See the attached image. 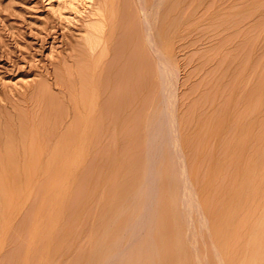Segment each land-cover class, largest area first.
I'll use <instances>...</instances> for the list:
<instances>
[{"label":"rangeland","instance_id":"374dc122","mask_svg":"<svg viewBox=\"0 0 264 264\" xmlns=\"http://www.w3.org/2000/svg\"><path fill=\"white\" fill-rule=\"evenodd\" d=\"M140 1L117 0L99 60L82 41L101 0H0V166L33 171L10 175L0 264H264V0Z\"/></svg>","mask_w":264,"mask_h":264},{"label":"bare ground","instance_id":"6f19581e","mask_svg":"<svg viewBox=\"0 0 264 264\" xmlns=\"http://www.w3.org/2000/svg\"><path fill=\"white\" fill-rule=\"evenodd\" d=\"M126 1H127V0H126ZM130 1H131V0H130ZM133 1H134V0H133ZM139 1H140V0H138V2H139ZM167 1H169V0H167ZM124 2H125V1H124ZM140 2H141V1H140ZM164 2H165V1H164ZM169 2H170V1H169ZM121 3H122V0H121ZM126 3H127V2H126ZM136 3H137V2H136ZM141 3H142V2H141ZM162 3H163V2H162ZM130 4H131V3H130ZM130 4H128V5H130ZM143 4H144V3H143ZM170 4H171V2H170ZM172 4H173V2H172ZM172 4H171V5H172ZM124 5H125V4H124ZM126 5H127V4H126ZM133 5H134V4H133ZM136 5H137V4H136ZM146 5H147V4L145 3V6H146ZM165 5H166V2H165ZM130 6H131V5H130ZM140 6H141V5H140ZM167 6H168V4H167ZM136 7H137V6H136ZM138 7H139V5H138ZM162 7H163V6H162ZM165 7H166V6H165ZM169 7H170V6H169ZM169 7H168V8H169ZM145 8H146V7H145ZM155 8H156V7H155ZM163 8H164V7H163ZM168 8H167V10H168ZM118 9H119V8H118V5H117V0H101V2H99V5L96 6V9L93 10V11H94L93 14L96 16V18H94L95 21L93 20L94 23L92 22L93 24H92V26H91V29H90V26H88V28L90 29V31H89V29H87V32L89 31V34H88L87 36H84V35H83V39H84L83 41H84V42L81 40L83 44H84V43L86 44V45H85V44H84V45H85L86 48H87L86 50L89 51V53H90V54L88 53L89 55L94 54V53L96 54V52H97V59H99L100 57L102 58L103 51L107 52V51L104 50V49L107 47L106 45H109V44L111 43V42H110L109 44H107V43L109 42V40H110V39H113V38H111V37H113L112 35L114 34V32H115V28L117 27V26L115 25V23H116V21L118 20V16H117V13H118L117 10H118ZM127 9H129V8H127ZM136 9H137V8H136ZM142 9H143V5H142ZM153 9H154V8H153ZM159 9H160V8H159ZM170 9H171V8H170ZM129 10H130V9H129ZM167 10H166V11H167ZM121 11H122V10H121ZM121 11H120V12H121ZM130 11H131V10H130ZM159 11H160V10H159ZM91 12H92V11H91ZM155 12H156V10H155ZM160 12H161V11H160ZM164 12H165V11L163 10V12H161V13H164ZM123 13H124V12H122V14H123ZM129 13H131V12H129ZM132 13H133V12H132ZM132 13H131V14H132ZM166 13H167V12H166ZM166 13H165V15H166ZM93 14L91 13V15H93ZM122 14L120 15V17L123 16ZM126 14H128V13H126ZM138 14H139V16H140V13H138ZM170 14H171V13H170ZM136 15H137V14H136ZM127 16H128V15H127ZM130 16H131V15H130ZM132 16H133V15H132ZM155 16H156V15H155ZM155 16H154V17H155ZM160 16H161V15H160ZM160 16H159V18H160ZM163 16H164V15H163ZM93 17H94V16H93ZM123 17H125V16H123ZM123 17H122V18H123ZM154 17H153V18H154ZM165 17H166V16H165ZM122 18H121V19H122ZM132 18L136 19L135 16L132 17ZM132 18H131V19H132ZM163 19H164V17H163ZM122 20H123V19H122ZM127 20H128V18H127ZM127 20L124 19L123 21L126 22ZM137 20H138V19H137ZM137 20H135V21H137ZM155 20H156V19H155ZM123 21H121V22H123ZM130 21H131V20H130ZM135 21H134V22H135ZM159 21H160L159 24H162V23L164 22V21H163V22L161 23V19H159ZM169 21H170V20H169ZM169 21H168V22H169ZM118 22H119V21H117V24H118ZM132 22H133V20H132ZM152 22H154V21H152ZM127 23H129V22H126L125 24H127ZM137 23H138V22H137ZM119 24H120V23H119ZM125 24H124V25H125ZM129 24H130V23H129ZM138 24H139V23H138ZM166 24H167V23H166ZM166 24H165V25H166ZM168 24H169V23H168ZM169 25H170V24H169ZM132 26H133V25H132ZM136 26H137V25H136ZM136 26H135V27H136ZM138 26H139V25H138ZM153 26H154V25H153ZM160 26H161V25H160ZM120 27H121V24H120ZM122 27H123V24H122ZM133 27H134V26H133ZM136 28H137V27H136ZM162 28H163V27H162ZM162 28H161V29H162ZM164 28H165V27H164ZM119 29H120V28H119ZM119 29L116 28V30H118V31H119ZM123 29H124V28H123ZM123 29L121 28V30H123ZM129 29H130V28H129ZM129 29H128V30H129ZM138 29H139V28H138ZM155 29H156V28H155ZM165 29H168V28H165ZM126 31H127V30H124L125 33H126ZM164 31H166V30H164ZM164 31H163V32L161 31V32H162V33H165ZM124 32H123V35L125 34ZM130 32H131V31H130ZM141 32H142V31H141ZM167 32H168V31H167ZM139 33H140V31H139ZM153 33H154V31H153ZM115 34H116V32H115ZM130 34H131V33H129V35H130ZM132 34H134V33H132ZM140 34H141V33H140ZM140 34H139V35H140ZM169 34H170V31H169ZM85 35H86V34H85ZM119 35H120V33H119ZM139 35H138V36H139ZM160 35H161V34H160ZM132 36H133V35H132ZM163 36H164V35H163ZM84 37H85V38H84ZM115 37H117V36L114 35V38H115ZM120 37H121V36H120ZM126 37H127V35H126ZM134 37H135V34H134ZM140 37H141V36H140ZM118 38H119V37H118ZM122 38H123V37H122ZM162 38H163V37H162ZM165 38H166V37H165ZM81 39H82V38H81ZM126 39H127V38H126ZM126 39H125V40H126ZM115 40H116V39H115ZM136 40H137V39H136ZM117 41H118V40H117ZM137 41H138V40H137ZM113 42H114V41H113ZM119 42H120V41H119ZM157 42H159V41H157ZM157 42H156V43H157ZM164 42H167V41H164ZM122 43H123V42H122ZM134 43H135V42H134ZM124 44H125V43H124ZM157 44H158V43H157ZM162 44H163V43H162ZM112 45H113V44H112ZM116 45H117V44H116ZM126 45H127V44H126ZM129 45H130V44H129ZM165 45H166V44H165ZM81 46H82V45H81ZM81 46H80L79 48H81V50H82V49H83V48H82L83 46H82V47H81ZM109 46H110V45H109ZM114 46H115V45H114ZM119 46H120V44L118 45V47H119ZM122 46H123V45H122ZM127 46H128V45H127ZM137 46H138V45H137ZM167 46H168V45H167ZM167 46H166V47H167ZM98 47L101 48V49H99V51L96 50ZM128 47H129V46H128ZM169 47H170V46H169ZM111 48H112V47H111ZM122 48H123V47H122ZM133 48H134V47H133ZM133 48H132V49H133ZM119 49H121V48H119ZM119 49H118V50H119ZM129 49H130V48H129ZM134 49H135V48H134ZM134 49H133V50H134ZM144 49H145V48H144ZM125 50H126V49H125ZM138 50H139V49H136V51H138ZM162 50H163V49H162ZM112 51H113V50H112ZM112 51H111V52H112ZM130 51H131V50H130ZM70 52H71V51H70ZM85 52L87 53V51H85ZM132 52H134V51H132ZM132 52H131V53H132ZM139 52H140V50H139ZM166 52H167V51H166ZM112 53H114V52H112ZM123 53H124V52H123ZM129 53H130V52H129ZM129 53L127 54V56H128V55H131V54H129ZM136 53H137V52H136ZM140 53H141V52H140ZM140 53H138V54H140ZM68 54H72V53H68ZM73 54L75 55V54H77V53H73ZM132 54H133V53H132ZM134 54H135V52H134ZM167 54H169V52H168ZM77 55H78V54H77ZM111 55H112V54H111ZM140 55H141V54H140ZM142 55H143V53H142ZM142 55H141V56H142ZM71 56H72V55H71ZM79 56H80V55H79ZM83 56H84V55H83ZM85 56H86V54H85ZM92 56H93V55H92ZM92 56H91V57H92ZM138 56H139V55H138ZM69 57H70V56H69ZM130 57H131V56H130ZM133 57H134V56H133ZM147 57H148V55H147ZM166 57H167V56H166ZM73 58H74V57H73ZM119 58H120V57H119ZM125 58H126V57H125ZM142 58H143V57H142ZM142 58H139V61H140V60L142 61ZM150 58H151V56H150ZM164 58H165V57H164ZM69 59L71 60V58H69ZM93 59H94V58H93ZM103 59H104V57H103ZM106 59H107V58H106ZM123 59H124V57H123ZM131 59H132V58H131ZM151 59H152V58H151ZM72 60H73V59H72ZM86 60H88V58H87ZM99 60H100V59H99ZM101 60H102V59H101ZM133 60H135V59H133ZM144 60H146V59H144ZM149 60H150V59H149ZM88 61H89V60H88ZM91 61H92V59H91ZM91 61H90V62H91ZM96 61H97V60H96ZM96 61H95V63H96ZM116 61H118V59H117ZM119 61H120V60H119ZM119 61H118V63H119ZM125 61H126V59H125ZM128 61H129V60H128ZM128 61H127V62H128ZM141 61H140V62H141ZM166 61H167V60H166ZM78 62H79V61H78ZM84 62H85V60H84ZM84 62H83V63H84ZM86 62H87V61H86ZM120 62H121V61H120ZM140 62H139V67H140ZM149 62H150V61H149ZM151 62H153V61H151ZM168 62H169V61H168ZM83 63H82V64H83ZM95 63H94V60H93V63H91V64L94 65ZM113 63H114V62H113ZM74 64H75V61H74ZM89 64H90V63H89ZM96 64H97V63H96ZM70 65H71V64H70ZM76 65H77V64H76ZM93 65H92V66H93ZM115 65H116V64H115ZM120 65H122V64H120ZM124 65H125V64H124ZM127 65H128V64H127ZM135 65L137 66V64H135ZM135 65H134V66H135ZM151 65H153V64H151ZM80 66H81V65H80ZM83 66L86 67L87 65L85 64V65H83ZM94 66L96 67V65H94ZM97 66H98V65H97ZM106 66H108V65H105V67H106ZM136 66H135V67H136ZM141 66L144 67V65H141ZM145 66H146V65H145ZM65 67H66V66H65ZM68 67H69V66H68ZM73 67H74V66H72V69H73V70H76V69H74L75 67H74V68H73ZM95 67H93V68H95ZM100 67H101V66H100ZM109 67H110V66H109ZM118 67H119V65H118ZM70 68H71V67H70ZM80 68H81V67H80ZM80 68H79V70H80ZM103 68H104V67H103ZM132 68H133V67H132ZM147 68H148V66H147ZM63 69H64V68H63ZM83 69H84V67H83ZM83 69H82V70H83ZM141 69H143V68H141ZM145 69H146V68H144L143 70L145 71ZM64 70H65V69H64ZM64 70H63V71H64ZM70 70H71V69H70ZM70 70H69V71L66 70V71H68V72L72 75V73H71ZM86 70H87V69H86ZM86 70H85L84 72H86ZM94 70L96 71L97 69H93V70H91V71H92V73L90 72V73H91V77L94 76ZM104 70H106V69H104ZM120 70H121V69H120ZM120 70H118V71L121 72ZM146 70H148V69H146ZM63 71H62V72H63ZM66 71H65V72H66ZM89 71H90V70H89ZM89 71H88V73H89ZM98 71H99V70H98ZM108 71H109V68H108ZM131 71H132V69H131ZM60 72H61V71H60ZM74 72H75V71H74ZM96 72H97V71H96ZM99 72H100V71H99ZM99 72H97V73H99ZM101 72H102V70H101ZM101 72H100L99 75H101ZM125 72H126V71H124V73H125ZM149 72H150V71H149ZM88 73H87V74H88ZM97 73H96V74H97ZM103 73H104V72H103ZM107 73H108V72H107ZM130 73H131V72H130ZM117 74H118V73H117ZM120 74H121V73H120ZM120 74H119V75H120ZM62 75H63V74H62ZM62 75H61V76H62ZM66 75H67V73H66ZM66 75H65V77H68V76H69V75H67V76H66ZM71 75H70V76H71ZM97 75H98V74H97ZM97 75H96V76H97ZM113 75H114V74H113ZM115 75H116V74H115ZM122 75H123V74H122ZM150 75H152V74H150ZM75 76H76V73H75ZM81 76H82V74H81ZM107 76H108V74H107ZM128 76H129V75H128ZM140 76H141V75H140ZM152 76H153V75H152ZM58 77H59V76L57 75V80L61 78V77H59V78H58ZM78 77H79V75H78ZM85 77H86V79L89 80V81L92 80V79H88L87 76H85ZM88 77L91 78L90 76H88ZM101 77H103V76H101ZM112 77H113V76H112ZM121 77H122V76H120V78H121ZM68 78H70V77H68ZM76 78H77V77H76ZM106 78H107V77H106ZM106 78H104V79H106ZM108 78H110V77H108ZM113 78H114V77H113ZM123 78H124V75H123ZM130 78H131V76H130ZM151 78H153V77H151ZM66 79H67V78H66ZM72 79H73V78H72ZM78 79H80V77L77 78V80H78ZM95 79H96V78L94 77V80H95ZM114 79H116V77H115ZM140 79H141V78H140ZM57 80H56V81H57ZM62 80H63V78H62ZM73 80H74V79H73ZM94 80H93V84L95 83ZM131 80H132V78H131ZM151 80H152V79H151ZM64 81H67V82H68V80H65V78H64ZM95 81L97 82L98 80L96 79ZM105 81H106V80H105ZM113 81H114V80H113ZM119 81H120V80H119ZM148 81H149V83H150V80H147V82H148ZM58 82H60V80H59ZM58 82H57V83H58ZM61 82H62V81H61ZM61 82H60V83H61ZM79 82H80V83H79ZM79 82H78L79 85H81V84L83 83V82H81L80 80H79ZM102 82H103V81H102ZM106 82H107V81H106ZM109 82H110V81H109ZM69 83H70V82H69ZM90 83H91V82H90ZM90 83H89V84H90ZM97 83H98V82H97ZM112 83L115 84L114 82H112ZM136 83H137V82H136ZM152 83L154 84L155 82L152 81ZM67 84H68V83H67ZM67 84H66V85H67ZM72 84H73V83H72ZM74 84H75V83H74ZM86 84H87V83H84V85L82 84V86H85ZM93 84H92V85H93ZM104 84H105V83H104ZM104 84H103V86H104ZM108 84H109V83H108ZM117 84H118V83H117ZM122 84H123V83H122ZM145 84H146V83H145ZM40 85H41V84H40ZM40 85H39V86H40ZM42 85H43V84H42ZM42 85H41V86H42ZM62 85H63V83H62ZM64 85H65V82H64ZM79 85L76 86V87H79ZM97 85H98V84H97ZM119 85H120V84H119ZM151 85H152V84H151ZM151 85H150V86H151ZM69 86H71V85H68V90H69V88H70ZM82 86H81V87H82ZM87 86H88V84H87L85 87H87ZM94 86H95V88H94ZM98 86H99V85H98ZM98 86H96L95 84H94L93 86H88V89H89L90 87H91V89H89V90L87 89L86 91H87V92H88V91H89V92H90V91H91V92H95V91H97V90H96V87H98ZM116 86H117V85H116ZM123 86H124V85H123ZM144 86H145V85H144ZM148 86H149V85H148ZM152 86H153V85H152ZM42 87H43V86H42ZM66 87H67V86H66ZM66 87H65V88H66ZM74 87H75V86H74ZM101 87H102V86H101ZM106 87H107V86H106ZM110 87H114V86L111 85ZM118 87H119V86H118ZM121 87H122V86H121ZM139 87H140V86H139ZM37 88H38V85H37V87L35 86V89H37ZM82 88H83V87H82ZM98 88H99V87H98ZM104 88H105V87H104ZM130 88H131V87H130ZM77 89H79V88H77ZM120 89L123 90L124 88L122 87V88H120ZM146 89H147V90H146ZM146 89H145L146 92L149 91V90H148L149 88H146ZM60 90L63 91L62 88H61ZM74 90H75V89H74ZM126 90H127V89H126ZM34 91H36V90H34ZM34 91H33V93H34ZM38 91H39V89H38ZM45 91H46V90H45ZM70 91H71V89H70ZM83 91H84V89H83ZM86 91H84V92H86ZM102 91H103V88H102ZM137 91H138V90H137ZM137 91H136V92H137ZM77 92H78V91H77ZM84 92H83V95L86 96L85 98H84V96L82 97V95H81V96H80V95H77V97H78V96L81 97L82 101H81V100H80V101H81L82 103H83V100H85V102H84L83 104H84V106H88V102H89V101L87 100V104H85V103H86L87 95H85ZM91 92H90V93H91ZM119 92H120V91H119ZM138 92H139V91H138ZM146 92H145V93H146ZM35 93H37V91H36ZM95 93H96V92H95ZM37 94H39V92H38ZM41 94H43V92H42ZM45 94H46V93H45ZM86 94H88V93H86ZM98 94H99V93H98ZM118 94H119V93H118ZM124 94H125V93H124ZM47 95H48V94H47ZM75 95H76V94H75ZM91 95H92V94H91ZM94 95H95V94H94ZM94 95H93V98H95ZM100 95H101V93H100ZM114 95H115V94H114ZM125 95H126V94H125ZM138 95H140V94H138ZM31 96H32V95H31ZM36 96H37V95H35L34 97H36ZM64 96H65V95H64ZM89 96H90V95H89ZM116 96H117V95H116ZM150 96H151V95H150ZM34 97H33V98H34ZM39 97H40V95H39ZM39 97L37 96V98H39ZM44 97H45V96H44ZM51 97H52V96H51ZM96 97H98V98H95L96 100L99 99V96H96ZM114 97H115V96H114ZM119 97H120V96H119ZM119 97H118V98H119ZM126 97H127V95H126ZM126 97H125V98H126ZM131 97H132V96H131ZM52 98H53V97H52ZM78 98H79V97H78ZM110 98H111V97H110ZM122 98H123V97H122ZM139 98H141V96H140ZM151 98H152V97H150L148 101H150ZM47 99H49V98H47ZM65 99H67V97H66ZM87 99H88V98H87ZM152 99H153V98H152ZM38 100H39V99H38ZM38 100H37V101H38ZM72 100H73V99H71L70 101L72 102ZM77 100H78V99H77ZM89 100H90V107H92V106H91V102L94 103V102L92 101L93 99L90 97ZM118 100H119V99H118ZM35 101H36V100H35ZM49 101H50V100H49ZM51 101H53V100H51ZM54 101H55V100H54ZM78 101H79V100H78ZM80 101L78 102V104L80 105V108H81V102H80ZM111 101L113 102V101H115V99H114V100H111ZM111 101H110V102H111ZM121 101H122V100H119V102H121ZM128 101H129V98H128ZM39 102H40V101H39ZM41 102H42V101H41ZM107 102H108V101H107ZM116 102H117V101H116ZM116 102H115V103H116ZM151 102H152V101H151ZM48 103H49V102H48ZM44 104H45V103H44ZM50 104H51V103H50ZM54 104H55V103L53 102V105H52V106H54ZM55 105H56V104H55ZM70 105H71V104H70ZM72 105H73V103H72ZM47 106H48V104H47ZM98 106H99V105H98ZM48 107H49V106H48ZM77 107H78V106H77ZM82 107H83V106H82ZM88 107H89V106H88ZM88 107H86V109H88ZM93 107H94V106H93ZM74 108H76V106H75ZM78 108H79V107H78ZM80 108H79V109H80ZM49 109H50V107H49ZM49 109H48V110H49ZM86 109H85V111L87 112L89 109H88V110H86ZM48 110H47V113H49ZM52 110H53V109H52ZM80 110H81V109H80ZM83 110H84V109H83ZM83 110H82V111H83ZM45 111H46V110H45ZM75 111H79V110L75 109ZM82 111H81V112H82ZM89 111H91L90 113L92 114V112H93L92 109H90ZM94 111H95V110H94ZM53 112H54V111H53ZM79 112H80V111H79ZM81 112H80V113H81ZM98 112H99V111H98ZM50 113H51V112H50ZM84 113H85V112H84ZM77 114H79V113H77ZM93 114H94V113H93ZM75 115H76V114H75ZM84 115H85V114H84ZM87 115H88V114H87ZM87 115H86V117H88ZM89 115H90V114H89ZM47 116H48V115H47ZM94 116H95V115H94ZM96 116H97V114H96ZM99 117H100V116H99ZM99 117H98V118H99ZM79 118H80V117H79ZM89 118H90V116L88 117V119H89ZM76 119H77V117H76ZM80 119H81V118H80ZM74 120H75V119H74ZM86 120H87V118L84 120V122L89 121V120H87V121H86ZM91 120H92V119H91ZM91 120H90V122H91ZM95 120H96V118H95ZM92 121H93V120H92ZM97 121H98V119H97ZM97 121H96V122H97ZM74 122H76V120H75ZM80 122H81V121H80ZM94 122H95V121H94ZM96 122H95V123H96ZM30 123H31V121H30ZM37 123H38V122H37ZM39 123H40V122H39ZM41 123H42V122H41ZM82 123H83V122H82ZM91 123H92V122H91ZM91 123H88V124H91ZM33 124H34V123H33ZM33 124H31V125H33ZM35 124H36V123H35ZM76 124H78V122H77ZM79 125H81V124H79ZM79 125H78V126H79ZM95 125H96V124H95ZM22 126H23V123H22L21 127H22ZM35 126H36V125H35ZM38 126H39V125H38ZM75 126H76V125H75ZM78 126H77V127H78ZM84 126H85V125H84ZM84 126L82 125V128H83ZM32 127H33V126H32ZM40 127H42V126H40ZM86 127H87V126H86ZM30 128H31V127H30ZM75 128H76V127H75ZM1 129H2V128H1ZM3 129H4V128H3ZM24 129H25V128H24ZM24 129H21V130H24ZM36 129H37V127H36ZM78 129L81 130V127L78 128ZM84 129H87V128H84ZM19 130H20V128H19ZM21 130H20V131H21ZM31 130L33 131V128H31ZM37 130H38V129H37ZM37 130H36V131H37ZM41 130H42V129H41ZM68 130H70V129H68ZM68 130H67V132H68ZM72 130H73V129H72ZM91 130H93V129H91ZM0 131H1V130H0ZM6 131H7V130H6ZM25 131H26V130H25ZM29 131H30V130H29ZM32 131H31V133H32ZM38 131H39V130H38ZM53 131H55V130H53ZM74 131H76V129H74ZM8 132H9V131H8ZM43 132H44V131H43ZM51 132H52V131H51ZM65 132H66V131H65ZM65 132H64V135L67 133V132H66V133H65ZM70 132H71V131H70ZM70 132H69V133H70ZM76 132H77V131H76ZM85 132H86V131H85ZM22 133H23V132H22ZM36 133L38 134V132H36ZM36 133H35V134H36ZM41 133H42V132H41ZM45 133H47V132H45ZM48 133H49V132H48ZM54 133H55V132H54ZM72 133H73V132H71V134H72ZM74 133H75V132H74ZM83 133H84V132H82V134H83ZM87 133H88V132H87ZM0 134H1V133H0ZM4 134H6V133L4 132ZM23 134H24V133H23ZM33 134H34V133H33ZM37 134H36V135H37ZM57 134H58V133H57ZM77 134L80 135L81 133H79V131H78ZM77 134H75V135H77ZM82 134H81V135H82ZM89 134H91V133H89ZM16 135H17V134H16ZM21 135H22V134H21ZM28 135H29V134H28ZM30 135H31V134H30ZM44 135H45V134H44ZM44 135H43V136H44ZM53 135H54V134H53ZM53 135L51 134L52 137H53ZM59 135H60V134H59ZM61 135H62V133H61ZM68 135H69V134H68ZM79 135H77L76 137L78 138ZM83 135H84V134H83ZM5 136H6V135H5ZM31 136H32V135H31ZM41 136H42V135H41ZM69 136H71V135H69ZM69 136H67V137H69ZM72 136H73V134H72ZM7 137H8V136H7ZM7 137H6V138H7ZM11 137H12V136H11ZM15 137H16V136H15ZM28 137H29V136H28ZM28 137H27V138H28ZM39 137H40V135H39ZM48 137H49V136H48ZM56 137H57V136H56ZM61 137H62V136H61ZM13 138H14V137H13ZM16 138H17V137H16ZM23 138H25V137H22V138H21L22 141L24 140ZM29 138H30V137H29ZM57 138H59V136H58ZM65 138H66V135H65ZM69 138H70V137H69ZM69 138H67V139L69 140ZM79 138H80V137H79ZM82 138H83V137H82ZM8 139H9V138H8ZM32 139H34V138L31 137V140H32ZM41 139H42V137H41ZM61 139H62V138H61ZM67 139H64V140H67ZM12 140H13V139H12ZM12 140H11V141H12ZM26 140H27V139H26ZM29 140H30V139H29ZM54 140H55V139H54ZM32 141H33V140H32ZM35 141L37 142L36 139L34 140V142H35ZM41 141H42V140H40V142H41ZM44 141H45V139H44ZM44 141H43V142H44ZM46 141H47V140H46ZM71 141H72V140H71ZM79 141H80V140H79ZM18 142H19V141H18ZM48 142H49V141H48ZM56 142H58V141H56ZM62 142H64V141L62 140ZM10 143H11V142H10ZM15 143H16V142H15ZM19 143H20V142H19ZM19 143H17V144H19ZM24 143H25V142H24ZM27 143L29 144V142H27ZM54 143H55V142H54ZM59 143H60V142H59ZM68 143H69V142H68ZM72 143H73V141H72ZM76 143H77V142H76ZM76 143H75V144H76ZM7 144H8V143H7ZM22 144H23V142H22ZM46 144H47V143H46ZM48 144H49V143H48ZM63 144L66 145L67 143L64 142ZM63 144H59V145H63ZM69 144H70V143H69ZM78 144H79V143H78ZM12 145H13V143L11 144V146H12ZM26 145H27V144H26ZM33 145H35V144H33ZM40 145H42V144H40ZM57 145H58V144H57ZM57 145H56V146H57ZM65 145H63V146H65ZM67 145H68V144H67ZM70 145H71V144H70ZM17 146H18V145H17ZM35 146H36V145H35ZM8 147H9V146H8ZM33 147H34V146H32V149H33ZM39 147H40V146H39ZM39 147H38L36 150H38V151L40 152ZM61 147H62V146H61ZM73 147H75V146H73ZM9 148H10V147H9ZM12 148H13V147H12ZM12 148H11V149H12ZM15 148H16V147H15ZM22 148H23V147H22ZM41 148L43 149V147H41ZM47 148H48V147H47ZM52 148L54 149V148H56V147H52ZM52 148H49V149H51V153H52V150H53ZM63 148H64V147H63ZM66 148H67V149H66ZM66 148H64V149H65V150H68L69 147H66ZM83 148H84V147H83ZM83 148H82V150H83ZM42 149H41V150H42ZM74 149H75V148H74ZM76 149H77V145H76ZM24 150H25V149H24ZM28 150H31V149H27V153H29ZM34 150H35V149H33V151H34ZM36 150H35V151H36ZM47 150H48V149H47ZM56 150H57V149H56ZM58 150H59V149H58ZM58 150H57V151H58ZM12 151H13V150H12ZM35 151H34V153H35ZM57 151H55V152L53 151V155H54V153L56 154ZM60 151H61V153H62L63 149H62V150L60 149ZM72 151H75V150H71V152H72ZM78 151L80 152V150H78ZM0 152H1V150H0ZM39 152H38L37 155H41V153L39 154ZM48 152H49V151H47V155L49 156V153H48ZM58 152H59V151H58ZM3 153H4V152H3ZM3 153H1V154H3ZM6 153H7V152H6ZM9 153H11V152H9ZM13 153H14V151H13ZM31 153H32V152H31ZM34 153H32V154H33V155H36V154H34ZM59 153H60V152H59ZM59 153H57V154H59ZM61 153H60V155H61ZM68 153H69V152H68ZM68 153H66V154H68ZM57 154H56V155H57ZM75 154H76V153H75ZM7 155H8V154H7ZM33 155H32V156H33ZM47 155H46V156H47ZM50 155H51V154H50ZM53 155H52V156H53ZM62 155H63V154H62ZM2 156H3V155H2ZM8 156H10V154H9ZM28 156H30V155H28ZM32 156H31V157H32ZM43 156H44V155H43ZM52 156H51V158H53ZM74 156H75V155H74ZM11 157H12V155H11ZM17 157H19V156H17ZM33 157H36V156H33ZM37 157H38V156H37ZM66 157H69V154H68V156H66ZM75 157H76V156H75ZM6 158H8V157H6ZM6 158H5V159H6ZM9 158H10V157H9ZM47 158H48V157H47ZM54 158H55V157H54ZM59 158H60V157H59ZM70 158H74V157H72V155H70ZM13 159H15V158H14V154H13ZM13 159H11V161H12ZM31 159H32V158H31ZM35 159H36V158H35ZM37 159H40V156H39V158H37ZM37 159H36V160H37ZM41 159H42V158H41ZM49 159H50V156H49ZM55 159L58 160L57 157H56ZM55 159H54V160H55ZM2 160H3V159H1V161H2ZM20 160H21V159H20ZM33 160H34V159H33ZM33 160H32V162H33ZM44 160H46V157L44 158ZM65 160H66V159H64V160L62 161V163H63ZM68 160H69V159H68ZM68 160H66V161H68ZM76 160H77V159H76ZM6 161L9 162L10 159H9V160H6ZM18 161H19V159H18ZM18 161H17V163H18ZM30 161H31V160H30ZM30 161H29V163H32V162H30ZM48 161H49V160H48ZM3 162H5V160H3ZM7 162H5V163H6L5 166H4V165H3V166H2V165L0 166V168H3V169H2V173H1L2 176L0 175V176H1V181H2V183H0V206H1V205H2V206H7V204L10 202V201H9V200H10V196H11V195H10V186H11V185H10V184H11L10 179H12V178L14 179V177H12V176H11V178H10V175H14V176H15V175L17 174V171H18V170L16 171V174H15V172H14V174H12V173L10 172V168H12V165H14V163L12 164V163L10 162V163L12 164L11 167H10V164H9V163L7 164ZM14 162H15V161H14ZM36 162H37V161H36ZM36 162H35V160H34V163H36ZM40 162H41V161H40ZM49 162H50V163H48V164L50 165V164H51V160H50ZM53 162H56V161H53ZM74 162H75V160H74ZM76 162H77V161H76ZM17 163H15V164L17 165ZM44 163H45V162H44ZM46 163H47V162H46ZM46 163H45V164H46ZM58 163H59V164H57V163L55 164V163H54V166L57 165V166L60 167V166L62 165V164L60 165V161H59ZM67 163H68V162H67ZM0 164H1V163H0ZM2 164H4V163H2ZM21 164H22V163H21ZM24 164H26V163H24ZM39 164H40V163H39V161H38V165H39ZM41 164H42V163H41ZM52 164H53V163H52ZM52 164H51L49 167H52ZM16 165H14V166H16ZM22 165H23V164H22ZM22 165H21V166H22ZM27 165H28V164H27ZM27 165H26V166H27ZM14 166H13V168H14ZM19 166H20V165H19ZM33 166H34V165H33ZM40 166H41V165H40ZM40 166H38V167H40ZM66 166H67V165H66ZM70 166H71V165H70ZM16 167H17V166H16ZM16 167H15V168H16ZM30 167H31V165H30ZM30 167L28 166L29 169H30ZM38 167H37V164H36V168H37L36 170H38ZM43 167H44V165L42 166V168H43ZM45 167H46V165H45ZM49 167L47 166L46 168L49 169ZM68 167H69V166H68ZM13 168H12V169H13ZM15 168H14V171L16 170ZM18 168H19V167H18ZM23 168H25V166H24ZM40 168H41V167H40ZM60 168H61V167H60ZM21 169H22V168H21ZM21 169L19 168V171H20V172L22 171ZM47 169H46V170H47ZM50 169H51V170H50ZM50 169H49V170L53 173V172H54L53 169H55V168H50ZM23 170H24V169H23ZM25 170H27V168H26ZM32 170H34V169H32ZM32 170H31V171H32ZM41 170H42V169H40V171H41ZM58 170H59V169H58ZM60 170H62V168H61ZM66 170H67V169H66ZM27 171H28V170H27ZM31 171H30V172H31ZM38 171H39V170H38ZM38 171H36V172H38ZM42 171H43V170H42ZM0 172H1V171H0ZM20 172H18V174H19ZM32 172H33V171H32ZM32 172H31V173H32ZM43 172H44V171H43ZM43 172H42V175H43ZM57 172H58V171H57ZM57 172H54V173L56 174ZM10 173H11V174H10ZM31 173H30V174H31ZM34 173H35V172H34ZM52 173H50L49 175H51ZM69 173H70V171H69ZM23 174H24V173H23ZM23 174H21V176L26 178V176H23ZM26 174H27V173H26ZM26 174H24V175H26ZM30 174H29V175H30ZM32 174H33V173H32ZM32 174L30 175V177H32ZM39 174H40V173H39ZM55 174H54V175H55ZM59 174H60V172L58 173V175H59ZM61 174H62V172H61ZM61 174H60V175H61ZM27 175H28V174H27ZM29 175H28V176H29ZM47 175H48V174H47ZM47 175H46V176H47ZM49 175H48V176H49ZM65 175H66V174H65ZM67 175H68V173H67ZM16 176H20V175H16ZM16 176H15V179L17 178V180H19L18 177H16ZM21 176H20V177H21ZM28 176H27V177H28ZM33 176H34V175H33ZM38 176H39V175H38ZM48 176H47V177H48ZM52 176H53V175H52ZM52 176H51V177H52ZM56 176H57V175H56ZM63 176H64V175H63ZM35 177H36V176H35ZM39 177H40V176H39ZM39 177H37V178H39ZM43 177H44V176H43ZM51 177H50V178H51ZM59 177H61V176H59ZM65 177H66V176H65ZM32 178H33V177H32ZM67 178H68V176H67ZM26 179H27V178H26ZM29 179H30V178H29ZM43 179H44V178H43ZM52 179H53V178H52ZM62 179H64V178H62ZM65 179H66V178H65ZM27 180H28V179H27ZM30 180H31V179H30ZM44 180H45V179H44ZM53 180H54V179H53ZM1 181H0V182H1ZM40 181L42 182L41 179H40ZM46 181H49L48 178L46 179ZM59 181H60V180H59ZM61 181H62V180H61ZM15 182H17V181H15ZM15 182H14V180H13L12 183H15ZM21 182H22V181H21ZM33 182H34V181H33ZM51 182H52V180H51ZM51 182H50V183H51ZM44 183H46V182H44ZM44 183H43V184H44ZM53 183H57V182L54 181ZM16 184H17V183H15L14 187L17 186ZM28 184H30V183H28ZM32 184H33V183H31V185H32ZM60 184H61V183H60ZM19 185H20V184H19ZM22 185H23V184H22ZM57 185H58V183H57ZM57 185H56V186H57ZM20 186H21V185H20ZM42 186H43V185H42ZM46 186H47V189H49L48 186H50V185H48V184L45 185V188H46ZM56 186H55L54 188H56ZM59 186H61V185H59ZM59 186H58V187H59ZM62 186H63V185H62ZM62 186L59 188L61 191H62ZM12 187H13V185H12ZM14 187H13V189H14ZM18 187H19V186H18ZM29 187H30V185H29ZM40 187H41V186H40ZM50 187H51V186H50ZM58 187H57V188H58ZM15 188H16V190H17V187H15ZM21 188H22V186H21ZM25 188H26V187H25ZM57 188H56V189H57ZM11 189H12V188H11ZM13 189H12L11 191L14 192L15 190H13ZM19 190H20V189H18V191H19ZM24 190H25V189H24ZM41 190H43V189H41ZM49 190H50V189H49ZM49 190H48V192H49ZM20 191H21V190H20ZM51 191H52V189H51ZM51 191H50V192H51ZM61 191H59V190L57 191V190H56L55 192H57V193L60 192V194H61ZM63 191H64V190H63ZM13 192H11V193H13ZM39 192H41V191H39ZM42 192H43V191H42ZM42 192H41V193H42ZM53 192H54V190H53ZM14 193H15V192H14ZM14 193H13V194H14ZM18 193H19V192H18ZM16 194H17V192H16ZM20 194H21V193H20ZM52 194H53V193H52ZM54 194H55V193H54ZM63 194H64V193H63ZM14 195H15V194H14ZM14 195H13V196H14ZM39 196H40V195H39ZM52 196H53V195H52ZM56 196H57V195H56ZM40 197H41V196H40ZM53 197H54V202H55V204L53 203V205H51L52 207H53L54 205H58L57 203L59 202V201H58V202L56 203L57 199H56V201H55V198H56V197H55V196H53ZM57 198H58V197H57ZM64 198H65V197H64ZM47 199H48V197H47ZM59 199H60V198H59ZM59 199H58V200H59ZM13 201H14V200H13ZM40 201H41V199H40ZM47 201H48V200H47ZM61 201H63V200H61ZM45 202H46V200H45ZM12 203H13V202H12ZM47 203H48V202H47ZM61 203H63V202H61ZM2 206H1V207H2ZM51 206H50V208H51ZM7 207H8V208H7V210H8L9 207H10V205H8ZM3 208H4V207H3ZM54 208H55V207H54ZM1 209H2V208H0V210H1ZM5 209H6V207H5ZM5 209H4V210H5ZM7 210H6V211H7ZM1 211H2V210H1ZM1 211H0V212H1ZM8 212H10V211H8ZM3 213H4V212H3ZM47 213H48V212H46V214H47ZM49 213H50V210H49ZM169 213H170V211H169ZM169 213H168V214H169ZM50 214H51V213H50ZM44 215H45V214H44ZM166 215H167V213H166ZM169 215H170V214H169ZM7 216H9V215H7ZM46 216H47V215H46ZM48 216H49V215H48ZM53 216H54V213H53ZM51 217H52V216H51ZM54 217H55V216H54ZM43 219H44V218H43ZM52 219H53V217H52ZM0 220H1V219H0ZM55 220H56V219H55ZM6 222H7V221H6ZM172 223H173V222H172ZM44 224H45V223H44ZM173 224H175V223H173ZM47 225H48V224H47ZM36 226H37V224H36ZM44 226H46V225H44ZM48 226H49V225H48ZM43 228H44V227H43ZM43 228H42V229H43ZM48 228H49V227H48ZM39 229H40V228H39ZM164 229H165V228H164ZM44 230H45V229H44ZM48 230H50V229H48ZM37 231H38V229H37ZM164 231H165V230H164ZM164 231H163V232H164ZM164 233H165V232H164ZM30 234H31V232H30ZM39 234H40V233H39ZM46 234H47V231H46ZM48 234H49V233H48ZM36 235H37V233H36ZM43 235H44V234H43ZM162 236H163V235H162ZM35 237H36V236H35ZM39 237H40V235H39ZM164 237H165V236H164ZM37 238H38V235H37ZM43 238H45V237H43ZM47 238H49V237H47ZM40 239H41V238H40ZM35 240H36V239H35ZM43 240H44V239H43ZM47 240H48V239H47ZM163 240H165V239H163ZM36 241H37V240H36ZM38 241H39V240H38ZM44 241H45V240H44ZM49 242H50V241H49ZM28 243H29V240H28ZM173 243H175V242L173 241ZM37 244H38V243H37ZM37 244H36V245H37ZM43 244L45 245V242H44ZM40 245H41V244H40ZM251 245H252V244H251ZM34 246H35V245H34ZM51 246H52V245H51ZM252 246H253V245H252ZM250 247H251V246H250ZM27 248H28V247H27ZM27 248H26V249H27ZM41 248H43V245L41 246ZM27 250H28V249H27ZM35 250H36V249H35ZM50 250H51V249H50ZM253 250H254V249H253ZM42 252H43V251H42ZM44 252H45V249H44ZM49 252H50V251H49ZM171 252H172V251H171ZM171 252H170V254H171ZM37 253H38V252H37ZM175 253H176V252H175ZM31 254H32V253H31ZM31 254H30V255H31ZM38 254H39V253H38ZM44 254H45V253H44ZM47 254H48V253H47ZM172 255H173V254H172ZM175 256H176V255H175ZM176 257H177V256H176ZM176 257H175V259H176ZM31 258H32V257H31ZM34 258H35V257H34ZM37 258H40V257H37ZM173 258H174V257H173ZM177 258H178V257H177ZM47 259H49V258H47ZM41 260H43V259H41ZM30 261H32V259H30ZM34 261H35V260H34ZM34 261H33V263H34ZM37 261H38V260L36 259V262H37ZM42 262H43V261H42ZM181 262H182V261H181ZM45 263H46V262H45ZM176 263H177V262H176ZM178 263H179V260H178ZM37 264H38V263H37ZM173 264H174V263H173ZM181 264H182V263H181ZM185 264H186V263H185ZM246 264H247V263H246ZM248 264H249V263H248Z\"/></svg>","mask_w":264,"mask_h":264}]
</instances>
